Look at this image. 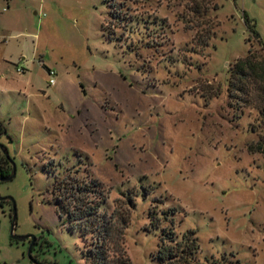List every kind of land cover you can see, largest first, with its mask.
Wrapping results in <instances>:
<instances>
[{
	"label": "rangeland",
	"instance_id": "374dc122",
	"mask_svg": "<svg viewBox=\"0 0 264 264\" xmlns=\"http://www.w3.org/2000/svg\"><path fill=\"white\" fill-rule=\"evenodd\" d=\"M259 43L264 0H0V145L15 165L0 197L15 233L39 237L46 264H88L93 238L52 193L78 170L102 184V211L129 214L128 264H161L169 229L195 232L194 264H264V125L226 91ZM9 215L0 202V264H29Z\"/></svg>",
	"mask_w": 264,
	"mask_h": 264
},
{
	"label": "trees",
	"instance_id": "16d2710c",
	"mask_svg": "<svg viewBox=\"0 0 264 264\" xmlns=\"http://www.w3.org/2000/svg\"><path fill=\"white\" fill-rule=\"evenodd\" d=\"M244 23L252 28L246 15ZM251 32L258 40L253 29ZM259 46L263 54L259 55L249 49L245 57L235 62L229 71L226 91L231 106H236L239 111L247 107L256 109L264 125V46L261 43ZM2 132H5V127L0 122V133ZM263 146L264 133L260 135L254 152H263ZM4 164L8 163L0 154L1 178L7 177L11 171L10 166L5 167ZM78 173V170L69 171L65 176L55 179L52 193L58 217L66 219L71 229L77 226L82 236L93 238L85 253L88 264H128L129 260L124 256L121 241L130 223L129 214L113 212L108 215L102 211L106 201L102 184L90 176L79 178ZM127 205L129 209L135 207L132 196L128 197ZM159 242L156 259L161 264L196 263L200 248L193 230L184 232L180 240H176L170 229L163 230ZM111 249L115 256L111 257Z\"/></svg>",
	"mask_w": 264,
	"mask_h": 264
},
{
	"label": "water",
	"instance_id": "95a60500",
	"mask_svg": "<svg viewBox=\"0 0 264 264\" xmlns=\"http://www.w3.org/2000/svg\"><path fill=\"white\" fill-rule=\"evenodd\" d=\"M0 151L7 158V160L9 161V163L11 165V172H10L9 176H7L5 178H0V182L10 181L15 175V165H14L13 161L11 160V158L9 157L8 151L4 146L0 145ZM2 201L10 202V205H11V213H10L11 224H10V229H9V237L11 240L19 242V243H23L25 240L30 239L31 243H30L28 250H27V255L30 258L31 249H32V247L34 245V241H35V236H32V235L18 236L15 233L16 227H17V212H16L15 202L10 197H6V198L0 197V202H2Z\"/></svg>",
	"mask_w": 264,
	"mask_h": 264
},
{
	"label": "flooded vegetation",
	"instance_id": "af4514ba",
	"mask_svg": "<svg viewBox=\"0 0 264 264\" xmlns=\"http://www.w3.org/2000/svg\"><path fill=\"white\" fill-rule=\"evenodd\" d=\"M0 154L1 155H3L2 154V152L0 151ZM4 156V155H3ZM4 160L8 163L7 165L6 164H4L5 165V167H8V166H10V168H11V165H10V163H9V161L7 160V158L4 156ZM11 172V171H10ZM10 174V173H9ZM9 176V175H8ZM1 178V177H0ZM5 201H2L1 203H4ZM5 203H8L9 205H10V202H5ZM10 213H11V205H10ZM9 220H10V224H11V217H10V215H9ZM10 241L11 242H13V243H16V244H18L19 242H16V241H13V240H11L10 239ZM30 243H31V240L30 239H27V240H25L23 243H20V244H22V245H25L26 246V257L28 258V260H29V264H46V263H44L42 260H40L39 258H38V254H35L36 252V249H38L39 247V244H40V238L38 237H35V241H34V245H33V247H32V249H31V254H30V258L28 257V255H27V250H28V247H29V245H30Z\"/></svg>",
	"mask_w": 264,
	"mask_h": 264
},
{
	"label": "built area",
	"instance_id": "2783aa9c",
	"mask_svg": "<svg viewBox=\"0 0 264 264\" xmlns=\"http://www.w3.org/2000/svg\"><path fill=\"white\" fill-rule=\"evenodd\" d=\"M20 72H22V70H20ZM48 76H49V84L54 85L55 84V81H54L55 72L53 70H48Z\"/></svg>",
	"mask_w": 264,
	"mask_h": 264
}]
</instances>
